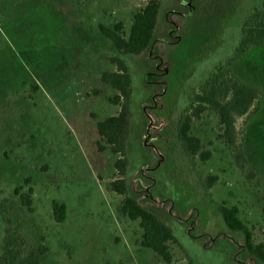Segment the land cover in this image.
Returning <instances> with one entry per match:
<instances>
[{"label": "rangeland", "instance_id": "374dc122", "mask_svg": "<svg viewBox=\"0 0 264 264\" xmlns=\"http://www.w3.org/2000/svg\"><path fill=\"white\" fill-rule=\"evenodd\" d=\"M149 1L0 0V264H18L41 235L50 251L43 264H167L141 245L139 221L119 215L123 197L107 190L120 156L97 125L121 110L111 102L118 91L102 81L118 71L108 60L116 57L132 75L126 180L132 196L144 202L151 193L146 206L164 211L178 239L172 264H263L243 251L244 236L227 227L217 204L237 207L256 244L264 243V46L233 67L259 94L248 115L235 119L236 146L230 149L218 112L207 107L191 135L211 158L197 156L194 167L177 138L190 98L232 55L239 25L262 0H161V71L159 59L123 56L99 30L122 23L129 37ZM152 69L161 75L149 84ZM211 176L218 177L212 200L200 181ZM21 186L34 190L32 213L15 194ZM55 201L67 206L63 223L54 218Z\"/></svg>", "mask_w": 264, "mask_h": 264}, {"label": "trees", "instance_id": "16d2710c", "mask_svg": "<svg viewBox=\"0 0 264 264\" xmlns=\"http://www.w3.org/2000/svg\"><path fill=\"white\" fill-rule=\"evenodd\" d=\"M162 8L163 3L161 0H150L142 10L135 14L129 37L124 35L122 23L116 24L113 28L100 24L99 30L105 38L113 42L118 52L123 56H144L148 54L152 60L159 59L160 63L156 69L161 71L162 58L156 50L160 40L156 38V29ZM167 21L170 22V12L167 14ZM169 25V29L175 27L172 22ZM176 29L177 27H175ZM238 33V43L232 55L216 65L214 72L198 87L199 92H194L189 105L180 117L177 138L185 158L192 161L194 167H196L194 159L197 156L200 155L203 162L211 158L210 152L202 151L201 140L191 135L193 121L200 118L206 107L218 112L221 125L225 128L224 138H226L230 149H233L236 146L235 119L236 117L248 115L255 100L258 99V91L240 81L234 75L233 67L251 49L264 46V0L249 9L243 22L239 25ZM108 60L117 65L118 71L104 73L102 81L110 84L118 91L111 102L120 105L121 110L118 115L101 121L97 125L101 140H104L111 147L114 154L120 156L116 161V170L119 177L107 185V190L123 197L121 204L117 207L119 215L132 221H139L140 227L144 231L141 245L153 250L167 264H172L174 255L171 244L178 245V239L173 229L164 220V211L157 210L153 206H146L150 203L151 193L146 196L144 202H141L138 197L132 196L129 191L126 176L130 166L128 140L133 118L131 110L132 75L130 67L124 59L116 57ZM159 75L153 72L152 69V72L146 75V81L149 84L157 83ZM98 147L100 151L106 150L101 141L98 142ZM236 159L239 163H242L244 159L240 148H238ZM241 166L243 167V165ZM200 181L205 192L212 200L210 190L218 181V177L211 176L207 180ZM29 184L30 179H27L26 185ZM24 190L25 186H21L16 189L15 194L19 197L22 206L27 208L29 213H32L34 212V190L32 187H29L27 192ZM217 208L227 227L244 236L243 251H246L250 258L264 264V243L256 244L254 232L240 218L239 209L237 207H227L225 204H217ZM53 214L56 222L63 223L67 216V206L55 201L53 203ZM4 219L5 215L3 214V221ZM16 224L18 225L20 222L15 221L13 226ZM49 252V247L45 244V238L41 235L38 243L27 248L18 264H43L48 258ZM189 263L195 264L192 260H189Z\"/></svg>", "mask_w": 264, "mask_h": 264}, {"label": "flooded vegetation", "instance_id": "af4514ba", "mask_svg": "<svg viewBox=\"0 0 264 264\" xmlns=\"http://www.w3.org/2000/svg\"><path fill=\"white\" fill-rule=\"evenodd\" d=\"M190 6V5H189Z\"/></svg>", "mask_w": 264, "mask_h": 264}]
</instances>
